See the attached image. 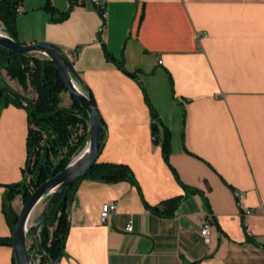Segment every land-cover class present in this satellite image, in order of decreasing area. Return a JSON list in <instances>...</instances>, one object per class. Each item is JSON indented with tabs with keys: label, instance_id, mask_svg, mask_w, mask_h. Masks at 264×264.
Instances as JSON below:
<instances>
[{
	"label": "crops",
	"instance_id": "crops-1",
	"mask_svg": "<svg viewBox=\"0 0 264 264\" xmlns=\"http://www.w3.org/2000/svg\"><path fill=\"white\" fill-rule=\"evenodd\" d=\"M100 1L106 19L93 0H52L69 9L62 21L46 0H23L17 19L18 40L59 46L94 98L104 121L97 161L126 163L136 179L81 180L59 264H264V0ZM73 99L64 91L61 104ZM151 105L160 134L170 132L169 161ZM28 130L26 107L1 108L0 236L11 235L4 196L25 176ZM181 194L166 215L162 201ZM111 200L117 211L102 223ZM22 201L12 199L15 211ZM0 264H16L13 246L0 243Z\"/></svg>",
	"mask_w": 264,
	"mask_h": 264
},
{
	"label": "trees",
	"instance_id": "trees-1",
	"mask_svg": "<svg viewBox=\"0 0 264 264\" xmlns=\"http://www.w3.org/2000/svg\"><path fill=\"white\" fill-rule=\"evenodd\" d=\"M22 1L0 0V20L5 30L16 40H18L17 19ZM44 8L53 15L51 17L53 21H62L69 15V9L58 10L52 0H46ZM57 47L61 50L59 46ZM105 51L109 59H114L106 48ZM0 69H5L6 75L21 85L22 89L18 91L28 98L25 100L16 95L15 88L10 85L3 74L1 75L0 108L12 103L24 106L28 111L29 130L24 174L31 173L30 178L26 175L20 182L7 184L5 195L7 194L10 202L19 193L22 194L24 200H27L33 189L63 170L84 148L89 134V116L87 110L75 98L70 107L61 104L62 93L68 89L55 63L47 56L37 53H17L4 49L0 52ZM75 79L81 85L78 74L75 75ZM91 99L93 105L97 106L92 96ZM151 110L154 125L158 127L157 131L153 130L155 141H161L164 157L169 161L171 153L169 129L165 127L163 135L160 134V123L157 121V113L152 105ZM31 111H34V114ZM103 133L100 150L104 141ZM84 178L110 182L128 180L136 183L133 170L128 164L96 160L85 176L70 184L50 208L47 219L40 229L43 250L38 247L33 235L30 253L40 256V264H51V261H59L63 257L70 229V204L79 183ZM184 197L185 195L181 194L163 200L162 211L166 215L173 214ZM7 218L13 231L18 212L13 209V214L7 213ZM33 229L34 227L31 228L29 234H33ZM12 240V235L0 236V243L13 246ZM14 262L16 263L15 256Z\"/></svg>",
	"mask_w": 264,
	"mask_h": 264
},
{
	"label": "water",
	"instance_id": "water-1",
	"mask_svg": "<svg viewBox=\"0 0 264 264\" xmlns=\"http://www.w3.org/2000/svg\"><path fill=\"white\" fill-rule=\"evenodd\" d=\"M4 49L17 53L42 54L51 59L59 70L67 89L76 101L87 110L89 116V134L84 148L72 158L63 170L37 186L27 200L23 199L18 212V219L11 234L16 263L36 264L37 262L33 260L30 253L29 232L34 227L33 235L36 238L38 247L43 250L40 229L47 219L48 212L63 195L66 188L76 179L85 176L96 162L100 152L104 121L99 107L93 105L90 94L85 92L76 81L75 75L78 73L72 61L55 44L50 42L22 43L4 29V24L0 20V52ZM1 75L2 70L0 69V77ZM14 92L16 95L28 100L22 92L16 89ZM31 113L34 114V111H31ZM153 130H158L157 125H153ZM4 198L6 212L13 214L12 202L8 199L7 194ZM45 199L46 202L36 221L38 207ZM59 262L60 260L51 261V264H59Z\"/></svg>",
	"mask_w": 264,
	"mask_h": 264
},
{
	"label": "built area",
	"instance_id": "built-area-1",
	"mask_svg": "<svg viewBox=\"0 0 264 264\" xmlns=\"http://www.w3.org/2000/svg\"><path fill=\"white\" fill-rule=\"evenodd\" d=\"M93 2L102 11L103 18L106 19L108 12H107V10L105 8L104 3L101 2L100 0H93ZM203 35H205V32H196L195 33V38L198 41H200ZM159 62H162V59H159ZM154 138H155V135H154ZM235 194H236V196H237L239 201H241L244 198V192L243 191L237 190L235 192ZM117 208H118V202L116 200H111V201H108V202L104 203L103 206H102V209H101V213H100L101 222L102 223L109 222L111 217H112V215L117 211ZM244 213L246 215H250V214L253 213V209L252 208H247V209H245ZM133 228H134L133 223L130 222L128 224V226H127V229L129 231H132ZM211 230H212V223L210 221V218L203 217L202 220H201V234L204 237V240L206 242H209V240H210ZM36 256H38V255L35 254V257H34L33 260L35 262H37L36 264H40V258L36 259Z\"/></svg>",
	"mask_w": 264,
	"mask_h": 264
},
{
	"label": "rangeland",
	"instance_id": "rangeland-1",
	"mask_svg": "<svg viewBox=\"0 0 264 264\" xmlns=\"http://www.w3.org/2000/svg\"><path fill=\"white\" fill-rule=\"evenodd\" d=\"M8 80V82H10L11 84L13 83V81H12V79H7ZM166 88L168 89L169 88V84H168V82H166ZM2 108V107H1ZM1 108H0V110H1ZM26 175H28L27 177L28 178H30V176H31V173H28V174H26L25 173V176ZM45 202H46V199L42 202V203H40V205H39V207H38V210H37V217H36V221H37V219H38V216H39V214H40V212H41V210H42V208H43V206H44V204H45ZM11 234H12V231H11ZM29 241H30V245L32 244V241H33V234L32 233H30L29 234ZM32 256V258L34 259V257H35V254H33V255H31ZM38 258H40V256H36V259H38Z\"/></svg>",
	"mask_w": 264,
	"mask_h": 264
}]
</instances>
